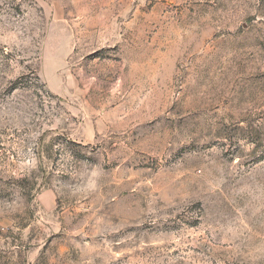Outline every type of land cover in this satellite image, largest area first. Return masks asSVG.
I'll list each match as a JSON object with an SVG mask.
<instances>
[{"label": "rangeland", "instance_id": "obj_1", "mask_svg": "<svg viewBox=\"0 0 264 264\" xmlns=\"http://www.w3.org/2000/svg\"><path fill=\"white\" fill-rule=\"evenodd\" d=\"M0 264H264V0H0Z\"/></svg>", "mask_w": 264, "mask_h": 264}]
</instances>
